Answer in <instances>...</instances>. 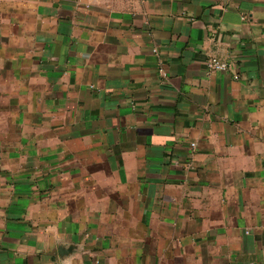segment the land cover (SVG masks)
<instances>
[{"label": "crops", "instance_id": "0c3cea01", "mask_svg": "<svg viewBox=\"0 0 264 264\" xmlns=\"http://www.w3.org/2000/svg\"><path fill=\"white\" fill-rule=\"evenodd\" d=\"M0 264H264V0H0Z\"/></svg>", "mask_w": 264, "mask_h": 264}, {"label": "built area", "instance_id": "2783aa9c", "mask_svg": "<svg viewBox=\"0 0 264 264\" xmlns=\"http://www.w3.org/2000/svg\"><path fill=\"white\" fill-rule=\"evenodd\" d=\"M207 65L211 70L225 71L228 69L227 63L221 62L215 57H211L210 59H208ZM195 145H196L195 143H192V146H195Z\"/></svg>", "mask_w": 264, "mask_h": 264}]
</instances>
